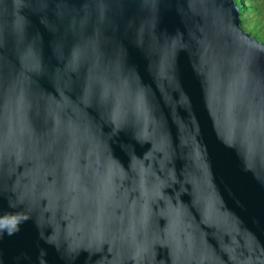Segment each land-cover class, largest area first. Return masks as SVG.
<instances>
[{
  "label": "water",
  "instance_id": "95a60500",
  "mask_svg": "<svg viewBox=\"0 0 264 264\" xmlns=\"http://www.w3.org/2000/svg\"><path fill=\"white\" fill-rule=\"evenodd\" d=\"M0 264H264L237 0H0Z\"/></svg>",
  "mask_w": 264,
  "mask_h": 264
},
{
  "label": "rangeland",
  "instance_id": "374dc122",
  "mask_svg": "<svg viewBox=\"0 0 264 264\" xmlns=\"http://www.w3.org/2000/svg\"><path fill=\"white\" fill-rule=\"evenodd\" d=\"M251 3L256 5L258 10L249 14L250 18H246L243 29L264 44V0H252ZM252 19L259 21L263 25L262 28L255 26Z\"/></svg>",
  "mask_w": 264,
  "mask_h": 264
},
{
  "label": "trees",
  "instance_id": "16d2710c",
  "mask_svg": "<svg viewBox=\"0 0 264 264\" xmlns=\"http://www.w3.org/2000/svg\"><path fill=\"white\" fill-rule=\"evenodd\" d=\"M252 0H237L238 5L240 6L241 9V14H242V19H243V27H244V23L246 21V18L249 20V14L252 12H256L258 10V7L254 4L251 3ZM254 25L258 26L259 28H262L261 23H259V21L254 20Z\"/></svg>",
  "mask_w": 264,
  "mask_h": 264
}]
</instances>
